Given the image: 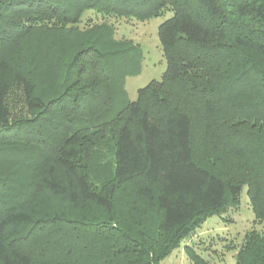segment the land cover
Here are the masks:
<instances>
[{"label": "trees", "instance_id": "1", "mask_svg": "<svg viewBox=\"0 0 264 264\" xmlns=\"http://www.w3.org/2000/svg\"><path fill=\"white\" fill-rule=\"evenodd\" d=\"M168 12L130 102L142 53L107 19ZM244 188L264 223V0H0V264H161Z\"/></svg>", "mask_w": 264, "mask_h": 264}, {"label": "rangeland", "instance_id": "2", "mask_svg": "<svg viewBox=\"0 0 264 264\" xmlns=\"http://www.w3.org/2000/svg\"><path fill=\"white\" fill-rule=\"evenodd\" d=\"M89 15L91 17V14ZM171 16L172 13L168 12L147 22L135 19H107V22L113 25L117 40L131 42L142 53L138 73L126 80L125 89L130 102L137 100L140 89L153 81L159 82L163 78L167 69V61L159 38V27ZM92 17L99 24L105 21L100 17ZM20 100L21 94L18 92L13 101L20 104ZM104 152L106 158L103 162L111 163L113 155L110 151L105 150ZM102 172L111 174L108 169ZM103 174L93 171V181L98 184L102 183ZM252 233L264 236V223L256 219L247 195V188H244L239 203L228 207L223 214L210 218L161 264H194L187 254V246L194 254L202 258L205 264H237L238 255L245 240Z\"/></svg>", "mask_w": 264, "mask_h": 264}]
</instances>
